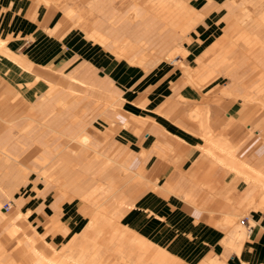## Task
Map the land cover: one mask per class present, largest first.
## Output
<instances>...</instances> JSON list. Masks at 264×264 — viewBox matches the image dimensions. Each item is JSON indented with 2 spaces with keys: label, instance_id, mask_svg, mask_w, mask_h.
Returning a JSON list of instances; mask_svg holds the SVG:
<instances>
[{
  "label": "crops",
  "instance_id": "obj_1",
  "mask_svg": "<svg viewBox=\"0 0 264 264\" xmlns=\"http://www.w3.org/2000/svg\"><path fill=\"white\" fill-rule=\"evenodd\" d=\"M237 1L187 0L201 17L187 32V40L181 43L174 62L143 67L140 65L148 49H158L161 59L177 43L176 29L163 30L164 23L155 14L145 15L137 7L124 10L114 0H0V38L4 43L0 48V133L25 112L28 104L43 102V120L54 122L60 133L58 138L64 136L65 143L67 136L83 133L98 141L99 119H107L108 122L101 123V136L112 142L114 151H122L116 160L118 166L108 170L107 175L100 174L97 157L78 158L80 170L74 172L78 179L71 186L62 183L65 189L59 190L55 185L32 184L25 191L21 186L14 191V185L26 180V171L21 163L24 161L19 159V148L14 151L11 147L18 158L12 159L9 171L0 170V181L7 176L13 181L11 191L18 201V206L13 201L14 208L0 221V225L8 224L12 236L5 245L0 240V248L10 255L9 264H18L19 257L24 260L22 255L28 250L36 255L33 264H48L46 258L60 252L62 249L58 248L74 235L81 241L88 212L95 208L94 199L99 192L94 188L103 182L116 186L114 197L124 202L120 224L168 250L175 256L173 264H205L210 260L264 264V204L249 205L251 196L258 192L256 183L264 182V109L255 101L244 105L219 95L208 107L194 111L198 91L182 74V67L201 69L197 57L218 38L224 40L219 45L225 51H218V55L225 54L219 70L227 77L217 87L219 91L234 96L252 92L246 88L229 90L239 85L235 82L239 71L245 79L257 74L252 87L262 81L259 72L264 71V44L254 46L242 60L238 56L245 53L241 50L243 44L237 43L232 50H228V44L244 38L248 23L262 17L264 0ZM93 4L95 9L91 10ZM66 8L77 11L79 22L74 19L76 13L70 16ZM132 11L136 15L134 20L130 19ZM93 29L107 37L105 43L87 36L86 32ZM259 34L264 37V30ZM114 39L138 43L129 56L139 58L140 65L115 55ZM161 46L167 48L160 50ZM211 61L210 58L207 64ZM61 73H70V82H88L97 93L101 87L107 103L115 104L117 96L119 110L99 114L97 108L83 106L75 96L70 99L76 104L71 115L58 103L68 101L60 91L46 97V92L53 90L51 86L68 85ZM52 77L58 82L56 85L50 84L48 79ZM205 77L199 73L193 80L198 83ZM205 108L209 133L232 143L234 158L208 140L210 134L204 132L200 116ZM58 138L57 142L52 138L45 141L34 132L17 142L23 146L31 142L30 149L39 151L38 161L42 162L52 150L59 152L57 158L62 166L70 153L63 150L60 145L65 143ZM81 147L78 150L84 151ZM121 166L137 171L138 179L130 174L121 175ZM3 190L0 185V194ZM243 210L248 212L239 217L238 224L235 220L234 225L223 221L226 215L236 219ZM23 212L27 216H22ZM241 219L244 221L240 222ZM26 223L47 244L35 242L36 238L29 235L30 229L23 234L21 228ZM238 225L246 230L240 241L234 234ZM234 244L239 245L238 251Z\"/></svg>",
  "mask_w": 264,
  "mask_h": 264
},
{
  "label": "rangeland",
  "instance_id": "obj_2",
  "mask_svg": "<svg viewBox=\"0 0 264 264\" xmlns=\"http://www.w3.org/2000/svg\"><path fill=\"white\" fill-rule=\"evenodd\" d=\"M139 1H140V3H139ZM232 1L236 2V3L238 2L237 0H232ZM114 2H115L116 6H121L122 9H124V10H126L129 7H131V10L133 8L137 7L145 15H148V14L157 15V13L160 14L161 11H163V12L165 11V8H164L165 7V5H164L165 3H163L161 5L159 0H157V1L156 0H114ZM163 5H164V7H163ZM173 6H175V5H173ZM151 7H154L155 11H153V9H151ZM161 7H163V10H162ZM68 8H71V7H68ZM68 8H66V10ZM240 8L242 10V6ZM92 9H95V4H93L91 10ZM156 9H158L159 11H157ZM156 11H157V13H156ZM160 15H158V18H160V20H162V22L164 23V25L162 26L163 30H166L167 27L168 28L170 27V28L176 29V32H178V34L176 36L177 43L173 46V48H174V50L176 51V54H177V53H179V51L181 49V43L183 41L187 40V38H186L187 32H189L191 29H193V27L197 24L196 20H198L199 17L196 14H194L195 16L192 15V20L190 22H188L190 24H188L187 21H186L185 22V26H187V27H184V26L182 27L183 22H184L183 18H181L182 16L180 17L181 21H177L178 24L175 22L176 24L174 25L172 23L169 24V22H167L168 24H166V21H168V20L163 19L161 17L162 15L161 16ZM196 16L198 18H196ZM74 19H76L77 22H79L80 16L78 15V13H76V16L74 17ZM130 19L131 20L136 19V15H135L134 11H132L130 13ZM82 26H84V23L82 24ZM100 33L102 34V32H100ZM86 34H88V32H86ZM217 39L218 38H216L213 41V43L209 47H207L196 59L197 63L200 64V66H201L200 68L201 69H199V67H197L198 70H197V72H195L193 74V77H196L199 73H201V74L206 76L205 79L203 81H201V82L196 83V84H194L195 82H193L191 80H186L190 84H192L194 86V88L198 91V95L199 96H196L195 110L194 111H196V110L200 111L204 107V105H207V107H208V104L210 102L214 101V99L219 98V95L220 96L223 95V96H226V97H232L236 101L242 102L244 105H247L250 102H254V101L258 102L261 105V103L264 102L262 100V98H264V71L259 72V75L261 76L262 81L256 87H252V86H250V84L255 79L257 74L255 76L250 77L249 79H245V77L241 74V71L237 72L238 73V78H236L235 82L237 84H239V85L238 86H231L232 88H229V90L239 91V90H241L243 88L244 89L246 88L247 90H251L252 92L248 93V95H246V96H244V95L234 96V95H232L230 93H225V91L222 90V89L220 91L218 90L217 87H219L220 85H223L224 82L227 81V77L225 75L221 74L222 70H219V68L221 67V65L225 61V54H223L221 56L222 52H225V51L220 45H218V43H216ZM239 42L241 44H243L242 43V39H238V40H236V41H234L232 43H229L228 47H231V49H228V50H232V48H234L236 46V44L239 43ZM223 45H225V43ZM0 46L3 47L4 43L3 44L0 43ZM243 46H244V48L241 49V50H243L245 53L238 56V58L240 60H242L244 58H247L248 55H249L248 52H250L252 50V48L254 47V46H247V45H244V44H243ZM163 48H167V47L165 46ZM163 48L161 46L160 50L163 49ZM219 49H222V52H221L220 55H218ZM147 52L148 53L146 55L145 61L143 62V65L138 64L140 62L133 63V64L145 67V66L153 65V64H155L157 62H174V56H169V57H167L168 59L165 58V57H161V59H159L158 55L161 52H159L158 49H156V50L148 49ZM227 54L228 53H226V55ZM209 56H211L213 58H211L212 61L209 64H207L208 60H209L208 59ZM219 56H221V57H219ZM228 56L230 57L229 59L231 60L232 59L231 55L228 54ZM170 57L172 58V60L170 59ZM216 62H217V64H216L215 68H212V65L214 63H216ZM177 64L179 66H181L180 62H177ZM205 67H206V69L203 70V68H205ZM222 67H223V65H222ZM182 68H184V67H182ZM199 70H203V71H199ZM182 74H183V77L185 78L186 75H185L184 70H182ZM60 77L67 79V84L68 85L66 87H59V86L57 87L56 86L52 91L48 90L46 92V97H48V99H49L50 97H52L54 95V93L57 92V90H58V92L60 91L61 94H64L66 96L68 101L66 103H62V102H58V103L61 106L66 107L67 111L71 115H74V113H75L74 111H75V105L76 104L73 101H71V100H74L75 96H78L79 99L82 100L83 106H89V109L91 108V106H93V108H97L99 114H104L105 112H108V111L117 112L119 110L118 109L119 108L118 97L115 96V98H114L115 104L107 103L106 99L104 97L105 93L102 92V88L101 87L98 88L99 93H97L96 90H95V87H93L92 85H90L86 81H80V82H77V83H75L73 81L70 82L72 80L70 78L71 77L70 73H67V74H64V75H63V73H61ZM71 83H73V84H71ZM240 83H242L241 84L242 86L240 85ZM243 83L246 86L243 87V85H244ZM72 92H74V93H72ZM254 93L255 94H259L261 96L257 97ZM238 97L241 98L242 100L238 99ZM41 98H43V97H41ZM40 100H43V99H40ZM44 100H46V99H44ZM91 101H94V103L91 104ZM42 104H43V102H40V103L37 102L35 104H28L26 106L25 112L16 121L9 122L8 126L0 133V150H2L4 148L2 151L5 152V153L4 152L3 153L0 152V159L4 160L5 159L4 158L5 154H6V157H7V155H10V154L12 155L13 154L11 152L12 148L14 149V151L17 148H19V153H20V157L19 158H21L20 160L26 162L28 164V166H29V167L25 168V171H26L25 172V178H26V180L23 181V182L20 181L18 184L14 185L15 186L14 187V191H17L20 186H21V190L25 191L32 184H45L46 186L55 185L56 189H59V190H61L63 188L62 187V183H66V186H68V187L71 186L72 185L71 183H74L76 181L75 179H78V178L75 177L76 175L74 173L76 170H80V167L77 166V162L78 161H76V160H78V158L79 159H90V158H96L97 157L98 158V162H100V168H99L100 169V174L104 173V175H107L108 170L111 171L113 168H116V166H118L116 160L118 159V157H120L119 156L120 153L122 155V151H117V150L114 151L113 148H112L113 147L112 146V142L111 141H107L105 137L101 136V134L103 132L102 129H104V127L102 126L101 123L104 120H106L107 122L109 120H107V119H104V120L99 119V124L98 125H99V128H100V130H99L100 135H99V137L96 136V137H98V141L92 140V138L90 136L89 142L86 140L87 144H86L85 141H82L81 142L82 145L80 144L79 146H75L76 144H74V143H71V144L70 143L69 144L65 143L62 140V139H64V136H61V137L58 138L60 133H58L55 130L56 126H55L54 122L52 124L50 122V120H46V121L43 120V118H42L43 117ZM106 104H108V105H106ZM261 108L264 109L263 104L261 105ZM86 111H87V109L84 108V114H85ZM194 114H195L194 115L195 118H197V115H196L195 112H194ZM88 121L92 122V120H90V119H88ZM106 121H104V122H106ZM34 132L38 133V136L41 137L45 141L46 140L48 141L49 137L54 139L55 142H57L56 138H58L59 140L61 139V142L65 143V144L60 145V146L63 148V150H66V152L70 153V156H68L69 157L68 160H65L67 163H64L62 166H60L62 164V163H60L61 159L57 158L59 152H55L53 150L51 152H49L48 159L46 161L45 160H43V162L42 161H38L40 153H39V151L35 152L34 150L30 149L31 147H33L31 142H29L26 146L20 145V143L17 142V140L21 139L22 136L23 137H27L28 135H30V134H32ZM71 137L72 136H67L66 137L67 141L68 140L70 141L72 139ZM51 138H50V140H51ZM92 143H95V144H92ZM73 146L75 147V152L73 151V148H74ZM80 146H82L85 150L84 151L78 150L80 148ZM28 147H29V149H28ZM76 152L79 153V154H77ZM126 156H128V155H126ZM39 162L43 163L42 166H34L35 164L37 165V163H39ZM119 169H121L120 170L121 175L128 176L130 174L133 179H136V180L138 179V177H137L138 175L135 174L137 171L135 172L133 170H129L128 168H126L124 166L119 167ZM42 170L44 171V173L42 172ZM41 174H42L43 178L39 177V175H41ZM7 177H4V180L0 181V185L4 189L1 192V194H0V221L3 218L8 217V215L12 211V208H14L13 201L18 206V201L13 196V193L11 191V187H12L11 184H12L13 181L10 180V177L9 178H7ZM64 181H66V182H64ZM15 183H17V181ZM60 187H62V188L60 189ZM96 188H94V190L95 191H97V190L99 191L98 194L96 195L95 199H94L95 200V208L97 209V211H95L96 209L94 208L93 210L88 212V216H90V219L88 221L89 223L87 222V225H91L90 223H92L94 221V218H93L94 216L97 217V222L98 223L95 224L96 225L95 229H91L90 228V231L92 230L90 233L87 232V231H89V228H88L89 226L85 227V229L87 228L86 232L88 233V235L84 232L86 234V236H84L81 241H80V239L78 240L76 238L77 235H74L75 237L74 236L73 237L75 238L74 239L75 241H73V237L71 238L72 242H74V244H72V245H74V246H71V245L68 246L69 242H71V240H69V242H67L68 244L65 243L62 247L58 248V249H63V248L66 249V250L64 249V252H63L62 256H64V255L67 256V254H68V257H69L70 254L71 255L72 254L73 255H77L78 252L80 251V249H79V247H80L82 250H84V251L86 250V252L88 250L91 251L93 249L92 251H93L94 255H96L94 257L97 258V259L95 258L96 260H98V261L100 260L99 261L100 264H118V263H122V264H126V263H128V264H136L137 261L135 262V259L131 260V263H129V262H126L125 259H121V258L119 259V257H117V254H119V252L117 251L118 248H117L116 244L120 243L118 245H121L120 247H122L123 249L128 244L129 245L133 244L134 246H132V245H131L132 247H130V246L128 247L127 246L128 249L125 248L124 250L125 251L126 250H130V252L132 251L131 252L132 253L131 256H133V258L135 257L137 259V257L140 256V258H141V256H142L143 264H150L151 263L150 259L153 256L152 253L153 254L155 253V251L158 248V245H156L152 241H151V243H149L150 240H146V242H145L146 245L142 246V244H141V246H139L138 243L139 242L141 243V242H143L145 240L138 241V239L135 240L136 243L138 242L137 244H134L135 243L134 241H133L134 243H131V241L134 240L135 238H132V239L128 238L129 235L127 236V234L130 232L129 230L132 231V229H130L128 227H126L128 229H125V226L122 227L121 226L122 224H120V222H119L118 216H120L122 207H124V202L122 201L121 198H118V197L115 198L114 197V193H116V190H117L116 186H114L112 184H107L106 182H103V183H99L98 187H96ZM111 200L114 201L113 204H112ZM6 201H9L10 204H11V207H10V209L8 211L4 210V207H3V205H4V203ZM110 205H111V207H109ZM116 211H117V213H116ZM94 212L95 213L98 212V214L97 213L94 214ZM247 212H248V210H243L236 217L235 220L237 221V224H238L239 217L244 215V214H247ZM25 215L27 216L26 212H25ZM22 216H23V214H22ZM98 216H100V217H98ZM92 218H93V220H92ZM108 221H110V223H112V225L110 223H108ZM95 223H96V221H95ZM108 224H110V226ZM92 225H94V222H93ZM118 225H120V230H118L119 229ZM7 226H8V224L0 225V240L3 243L4 242H8V239H10V236H11L9 234L8 230H7ZM116 227H117V229H116ZM92 228H94V227L92 226ZM28 229H30V231H31L29 235L32 236L33 238H36L35 242L36 241H38V242L40 241L42 243L44 242L43 236L40 233H38L37 231L34 232V230H33V228H32L30 223H26L21 228V230L24 232L23 234H26V231ZM124 230L125 231L127 230V231L124 232ZM244 230H245V228H244ZM115 231H116V233L118 231H123V233H124L123 237H122V235H120L121 232L119 233L120 239H121L120 241H119V239L115 240V239H111L110 238L113 235L112 232H115ZM245 232H246V230H245ZM132 233H133V231L130 232V236L129 237H133ZM85 234H82V235H85ZM114 235L116 236V234H114ZM124 235H126V236L124 237ZM125 238L127 239V241H126L127 243L129 242V239L131 241L127 244L125 242ZM22 240H24V239H22ZM44 244H47V243L44 242ZM152 244H154V245H152ZM4 245H5V243H4ZM65 245H66V247H64ZM122 245H124V247ZM135 246H136V248L140 247V248H137V249L142 250V252H144V253L139 252L140 250H137V249L134 250L133 248ZM155 246H157V247H155ZM142 247L148 248L149 252H148V250H145ZM150 248H152V249L154 248L155 251L151 250ZM101 249H102V251H101ZM143 250H145V251H143ZM151 251H152V253H150ZM146 253H150L151 257H149L150 254L147 255ZM9 256H10L9 253L3 251V249L0 248V264H9L7 262L8 259H9ZM22 256H23L22 258L25 260V262H28V260H29V263H27V264H30V263L33 264L34 263L33 259H35V257H36L35 253L32 252V250H28V253H26V255H22ZM66 256L63 257L66 260H64L61 257V259L64 260V261L61 260L62 263L75 264L70 257L68 258ZM176 259L178 261L177 257H176ZM16 260L18 262L24 264L23 263L24 260H21L20 257L17 258ZM47 262H48V264H56V263H50L49 261H47ZM176 264H180V262H177ZM215 264H225V261H218Z\"/></svg>",
  "mask_w": 264,
  "mask_h": 264
},
{
  "label": "bare ground",
  "instance_id": "obj_3",
  "mask_svg": "<svg viewBox=\"0 0 264 264\" xmlns=\"http://www.w3.org/2000/svg\"><path fill=\"white\" fill-rule=\"evenodd\" d=\"M157 1V0H156ZM186 1L187 0H159V2H160V4L162 5L163 3H165L164 5H165V7H164V5H163V7L165 8V11L163 12V11H161L160 12V14L162 15H160L159 13H157V11H159L158 9H156L157 11H156V13H157V16L158 15H160L163 19H166V20H168V21H166V24H168L167 22H169V24H176L177 23V21H181V18H183V25H182V27L184 26V27H187V26H185V22L187 21V23L188 22H190L191 20H192V15H194V14H196L199 18L201 17V14L197 11V10H194L192 7H190V4H188V3H186ZM137 2V1H136ZM143 2V1H142ZM139 3H140V1H139ZM142 4V3H141ZM189 6H188V5ZM158 5V4H157ZM173 5H175V6H173ZM155 7V6H154ZM154 7H151V9H153V11H155L154 9ZM159 7V6H158ZM157 7V8H158ZM163 7H161L162 8V10H163ZM147 9V8H146ZM149 9V8H148ZM68 14L70 15V16H74L75 15V13H74V11L72 10V9H68ZM153 13V12H152ZM163 13V14H162ZM165 13V14H164ZM159 16V17H160ZM182 16V17H181ZM195 16V15H194ZM196 16V18H198ZM133 17V16H132ZM165 17V18H164ZM181 17V18H180ZM198 18V19H199ZM255 20H257V21H255ZM194 21V20H193ZM197 21V20H196ZM176 22V23H175ZM195 23V22H194ZM178 24V23H177ZM188 24H190V23H188ZM192 25V24H191ZM176 27V26H175ZM180 27V26H179ZM178 27V28H179ZM183 30V29H182ZM261 30H264V13H263V15H262V17H260V18H258V19H256V18H253V20L250 22V23H248V25H247V31L244 33V38H242V43L244 44V45H247V46H256V45H258V44H260V43H263L264 44V37H262L260 34H259V32H261ZM88 37L89 38H92L93 40H95V41H97V42H99V43H101V44H103V43H105L106 42V39H107V37L106 36H104L103 34H101L98 30H96V29H93V30H91L90 32H88ZM222 42H224V40L223 39H217V42L216 43H218V45L220 44V43H222ZM0 43H2L3 44V40L0 38ZM114 44H115V48H114V50H113V52H114V54L115 55H118V56H121L122 58H124V59H126L127 61H129L130 63H137V62H139L140 61V59L139 58H135L134 56H132V57H130L129 56V52H131L132 50H134L136 47H138V43H136V42H133V41H129V40H127V39H125V40H117V39H114ZM216 45V44H215ZM1 47V46H0ZM2 49V48H1ZM9 53V52H8ZM175 55H176V51L174 50V48H171L170 50H168L166 53H164L161 57H165V58H167V57H169V56H174L175 57ZM210 58H213V57H211V56H209ZM208 57V59H210ZM168 59V58H167ZM170 59L172 60V58L170 57ZM138 64H140V63H138ZM197 68H189V67H184V72H185V74H186V77H187V79L188 80H191V81H193V82H195L194 84H196L197 82L196 81H194L193 80V74L195 73V72H197ZM64 75V74H63ZM40 75L39 74H37L36 75V78H38ZM57 78H58V76H57ZM59 79V78H58ZM49 80V82H50V84H52V85H56L58 82H56L54 79H53V77H52V79H48ZM58 81V80H57ZM66 82V81H65ZM52 87V89H54V87L53 86H51ZM72 93H74V92H72ZM76 93V92H75ZM85 93V92H84ZM110 103V102H109ZM263 104V106H264V102L263 103H261V105ZM106 105H108V104H106ZM112 105V104H111ZM260 105V104H259ZM260 105V106H261ZM119 109V108H118ZM207 115H208V110H207V108H205V110H203L202 111V113H201V118H202V121H203V123H204V127H205V133H209L210 132V130L208 129V125H206L207 123ZM125 122V121H124ZM202 124V123H201ZM203 126V125H202ZM207 128V129H206ZM210 135L208 136V140H210V142L211 143H217L218 145H220L221 147H223V149H226V151H227V154L228 155H231L232 156V158H234V155L232 154V148L234 147V145L231 143H229L227 140H225V139H217V138H215V137H213L212 135H211V133H209ZM72 139L68 142V143H74V144H82L81 142L82 141H85L86 142V144H87V141L89 142V140H90V136L89 135H87V134H85V133H83V134H81V135H78V136H72L71 137ZM87 140V141H86ZM74 147V146H73ZM209 149V148H208ZM210 150V149H209ZM2 153L4 152V151H1ZM5 153V152H4ZM5 157V159L3 160L2 159V161L0 162V170H2V171H5V172H7V171H9L10 169H11V167H12V164H11V161H12V159H17L18 157L16 156V155H14V154H10V155H7V157H6V154L4 155ZM107 156V155H106ZM20 159V158H19ZM18 159V160H19ZM220 159V158H219ZM20 161V160H19ZM108 161V160H107ZM22 164H23V166H24V168H27V167H29L28 166V164L26 163V162H21ZM18 165V164H17ZM42 169V168H41ZM46 171V170H45ZM42 172L44 173V171L42 170ZM40 176V175H39ZM41 176H42V174H41ZM253 180H260V178H252ZM256 185L258 186V192H256L255 194H253L252 196H251V198L249 199V205H251V206H256V205H258V204H264V182H262V181H260V182H257L256 183ZM61 188V187H60ZM65 189V188H64ZM114 189V188H113ZM63 190V189H62ZM95 197V196H94ZM92 200V199H91ZM103 205V204H102ZM93 209V208H92ZM96 209V208H95ZM91 211V210H90ZM95 211H97V209L95 210ZM113 212V211H112ZM97 214H98V212H96ZM95 212H94V214H96ZM116 213H117V211H116ZM115 213V214H116ZM21 214H23V216H26L25 215V213L23 212V213H21ZM118 215V214H117ZM98 217H100V216H98ZM237 217V216H236ZM94 218V225L95 224H97L98 222H97V217H93ZM93 218H92V220H93ZM116 218V217H115ZM118 218H119V216H118ZM117 218V219H118ZM89 219H90V216H89ZM89 219H88V221H89ZM96 219V220H95ZM112 219V218H111ZM108 220V219H107ZM234 217H231V216H229V215H226L225 217H224V219H223V221L226 223V224H228V225H234ZM95 221H96V223H95ZM99 221V220H98ZM113 221V220H112ZM236 221V220H235ZM241 221V220H240ZM93 222L92 223H90L91 225L93 224ZM89 223V222H88ZM108 223H110V221H108ZM224 223V224H225ZM111 225H112V223H110ZM110 224H108L109 226H110ZM118 224V223H117ZM91 225H87L86 224V226H89L88 228H89V231H87L86 229H85V233L88 235V233H90L91 231H90V228L91 229H95V227H96V225L94 226V225H92L94 228H92V226ZM91 226V227H90ZM119 226V229L118 230H120V225H118ZM122 227H124L125 226V229H128L129 227L128 226H126V225H121ZM126 227H128V228H126ZM13 230H16L17 229V226H13ZM116 229H117V227H116ZM122 230V229H121ZM88 233H87V232ZM127 231V230H126ZM125 230H124V232H126ZM130 232H132L131 230H129ZM128 231V232H129ZM13 232V231H12ZM122 234H121V233ZM127 232V233H128ZM130 232L127 234V236L129 235L130 236ZM85 233H83V234H85ZM113 233V235L114 234H116V236L114 235H112L110 238L111 239H115V240H118L119 239V241L121 240L120 239V235H122V237H123V231H118L117 233H116V231L115 232H112ZM119 233H120V235H119ZM86 234L85 235H82L83 237L84 236H86ZM133 237H129L128 236V238H135L134 240H130L129 239V242L131 241V243H134L135 242V240L136 239H138V241H143V240H145V241H143V242H137L138 243V245L139 246H141V244H142V246L143 245H146L145 244V242H146V240H149V239H147V238H145L144 236H142V235H140V234H138L137 232H135V231H133ZM234 234H235V237L240 241L241 239H243L244 237H245V235H246V232H245V230H244V227L243 226H241V225H238L235 229H234ZM126 235H124V237H125ZM135 236V237H134ZM75 237V236H74ZM73 237V241H75L74 238ZM77 238V237H76ZM106 239V238H105ZM71 240V242H72V239H70ZM127 241V239L125 238V242ZM134 241V242H133ZM69 242V241H68ZM69 242V245L68 246H74V245H72V244H74V242ZM128 242V243H129ZM118 243V242H117ZM127 243V242H126ZM127 243V244H128ZM136 242L134 243V244H137ZM144 243V244H143ZM149 243H151V241H149ZM66 244H68V243H66ZM77 244V243H76ZM109 244V243H108ZM112 244V243H111ZM118 244H120V243H118ZM118 244H116V246H117V251L119 252V254H117V257H119V259L121 258V259H125V261L126 262H131V260H133V259H135V262H136V264H143V259H142V256H141V258H140V256L139 257H137V259L134 257L133 258V256H131V252H130V250H124L125 248H127L128 249V247L130 246V247H132V246H134L133 244H131V245H127V246H125L124 247V245H122L123 247H124V249L122 248V247H120L121 245H118ZM125 244V243H124ZM152 245H154V244H152ZM157 245V244H156ZM76 246V245H75ZM111 246V245H110ZM231 246H233V245H231ZM64 247H66V245L64 246ZM109 247V246H108ZM112 247V246H111ZM147 247V246H146ZM150 247V246H149ZM155 247H157V246H155ZM154 247V248H155ZM73 248V247H72ZM71 248V249H72ZM137 248H140V247H137ZM136 248V246L133 248L134 250L135 249H137ZM142 248H144V247H142ZM154 248L152 249V248H150L151 250H153V251H155L154 250ZM233 248V247H232ZM234 248L238 251V249H239V245L238 244H234ZM64 249L65 248H63L60 252H56L54 255L55 256H52V257H50V258H46V260L47 261H49L50 263H56V264H66V263H62V261H64V260H66V259H64L63 257L64 256H66V255H64V256H62L63 255V252H64ZM74 249V248H73ZM79 249H80V251L78 252V254L77 255H71L70 253V255H69V257L73 260V262L75 263V264H100L99 263V261L98 260H96L97 258L96 257H94V256H96V255H94V253H93V249L91 250V251H87L86 252V250L84 251V250H82L80 247H79ZM130 249V248H129ZM132 249V250H133ZM145 250H148V248H144ZM66 250V249H65ZM112 250V249H111ZM137 250H140V249H137ZM136 250V251H137ZM145 250H143V251H145ZM84 251V252H83ZM101 251H102V249H101ZM117 252V253H118ZM139 252H141V253H144V252H142V250H140ZM147 252V251H146ZM148 252H149V250H148ZM150 253H152V251L150 252ZM150 253H146L147 255L148 254H150ZM65 254V253H64ZM99 255V254H98ZM152 258L150 259V261H151V263L150 264H173V262H174V260H175V256L173 255V254H171L168 250H166L164 247H161V246H159L158 245V248H157V250L155 251V253L153 254L152 253ZM100 256V255H99ZM61 257L64 259V260H62L61 259ZM66 257H68V254H67V256ZM68 257V258H69ZM149 257H151V254L149 255ZM96 258V259H95ZM70 259V260H71ZM99 259V258H98ZM62 260V261H61ZM71 260V261H72ZM97 261V262H96ZM217 261H213V260H210V261H208L207 263H205V264H215ZM26 262H24V264H25ZM18 264H22V263H18ZM27 264V263H26Z\"/></svg>",
  "mask_w": 264,
  "mask_h": 264
},
{
  "label": "built area",
  "instance_id": "obj_4",
  "mask_svg": "<svg viewBox=\"0 0 264 264\" xmlns=\"http://www.w3.org/2000/svg\"><path fill=\"white\" fill-rule=\"evenodd\" d=\"M3 207H4V210L8 211V210L10 209V207H11L10 202H9V201H6V202L4 203V205H3ZM243 221H244V220L241 219L240 222H243ZM225 264H229V263H225Z\"/></svg>",
  "mask_w": 264,
  "mask_h": 264
}]
</instances>
